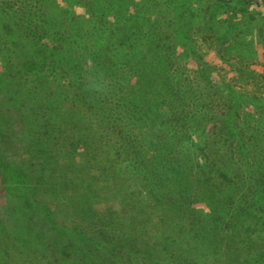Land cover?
Wrapping results in <instances>:
<instances>
[{"label": "trees", "instance_id": "16d2710c", "mask_svg": "<svg viewBox=\"0 0 264 264\" xmlns=\"http://www.w3.org/2000/svg\"><path fill=\"white\" fill-rule=\"evenodd\" d=\"M50 1L62 17L41 0H0L9 20L0 25L2 63L25 82L38 61V88L23 96L37 92L28 120H44L27 148L0 154V183L23 192L0 206V249L10 239L2 254L19 256L9 247L10 206L40 241L41 264H264V154L247 113L258 103L241 96L234 78L211 79L201 61L190 69L184 45L170 43L181 34L189 41L194 13L171 35L164 17L140 16L133 31L134 22L115 26L113 15H98L91 0ZM213 1L229 10V1ZM204 42L231 64L212 28Z\"/></svg>", "mask_w": 264, "mask_h": 264}, {"label": "rangeland", "instance_id": "374dc122", "mask_svg": "<svg viewBox=\"0 0 264 264\" xmlns=\"http://www.w3.org/2000/svg\"><path fill=\"white\" fill-rule=\"evenodd\" d=\"M41 1L44 4L43 8L48 10L49 14L51 11V16L57 15L62 17L61 11H56L55 9L50 10V0ZM59 1L61 2V0ZM207 1L208 0H116V3L112 6V3H108L107 0H91V2L94 3L93 7L97 10L98 15H113L108 18L115 26L119 25L118 21L120 19H127L131 23L134 22V24L132 23L135 27V29H132L133 31L136 30L138 18L140 16H142V18L145 17L148 21L164 17L169 19L170 23H164L162 28H164L168 34L172 35V33L176 32V29L181 30V23L188 17V14L190 12L194 13V19L190 21L191 23L187 22L184 28L186 32H189V41L182 40L181 34V40L179 37H173V40L170 39V43L176 44L179 42L180 45H184V47L181 46L179 49V55H185L190 69L196 70V63L201 61L206 67L211 69V79L219 80L220 82H230L234 78L237 84L244 86V89L242 88L244 91H241V96H243L247 102L252 100V102L257 101L258 108L252 111L249 110L247 113L249 114V118L252 117L253 124L260 128L258 144L261 153L264 154V3L261 2L262 0H255V3L252 2L253 0H247L251 2L249 6L241 4L235 8V0H226L229 1V10L224 13L220 4L211 0L212 3L209 6L210 11L205 15H201L199 12L206 6L205 2ZM61 6L65 7L64 5ZM70 7L73 8L71 11L74 12L75 15L80 17L86 15V9L80 6ZM232 9L235 11H232ZM67 11L71 12L70 10ZM4 14L5 13L2 14L0 9V25L9 21L8 15L5 16L6 14ZM179 19H181V22L176 26L175 22ZM220 21H226V23L223 24ZM209 28L213 29L216 37L220 39L223 38V40L225 39L227 43L226 51L229 52V56L228 54H226V56L231 60V64L225 61L223 62V60L220 59L215 49L216 45L210 47L204 42V33ZM13 30L15 32L14 35H18L21 32L18 27H13ZM236 32H242L240 40L236 39ZM9 40V42H11L15 40V38L12 37ZM212 41H214V39ZM229 41L231 43H229ZM214 43L218 42L214 41ZM0 44L3 45V39H0ZM229 47H231V49ZM12 48V46H9L10 50ZM184 49L187 52L194 51V59H191ZM30 50L31 49H29V52H31ZM5 55H7V53ZM18 58L19 56L16 55L13 57V67L15 66L18 68ZM28 59L31 60V56ZM242 63L243 65L253 64L249 66L248 70L236 74L233 68L237 69ZM245 68L247 67L245 66ZM15 74L16 72L14 70H11V75L8 74V69L3 65L2 57L0 56V154L4 155L15 154V151L20 149L17 147L19 144L23 145L22 148H27L25 143L31 140L32 130L34 128L37 129L44 122L43 119L33 123L28 120V108H30V104L33 105V103H35L36 98H34V96H36L37 92L27 99L26 96H23L30 93L31 89L37 90L38 88V61H34L33 66L27 71V81L21 82V80L15 77ZM259 109L260 114L254 116L253 112L256 113ZM62 110H65L67 113L69 107L65 106ZM3 139L5 143H7L6 145L2 143ZM263 164L264 160L261 165ZM4 165L5 164H0V168ZM3 172H5V170L0 169V176L3 175ZM6 182H10L9 177L6 179ZM14 191L12 188L6 187L0 183V206L6 203H12L13 201L15 202L17 199L15 195H23L22 189L19 190V187L14 188ZM17 200L21 199L18 198ZM196 207L198 209L204 207L202 200L198 202ZM3 209L10 219L7 230L10 233L13 244H9V247L13 248V246H16L15 255H17L19 250V256L18 258L17 256L14 258L2 254L3 248L10 242L8 238L7 243H3L0 249V264H41L39 260L40 255L35 253L37 248H40V241L36 238L31 229H24L20 225H17L19 218L17 214L11 210L10 206L3 207ZM51 244L53 243L51 242ZM31 249L33 253L27 255V252L29 253ZM55 256H57V260H61L60 255L55 254ZM47 259L48 261L50 260V258Z\"/></svg>", "mask_w": 264, "mask_h": 264}]
</instances>
